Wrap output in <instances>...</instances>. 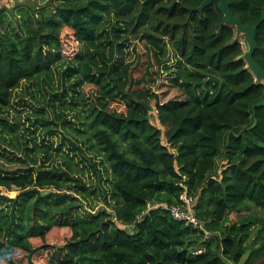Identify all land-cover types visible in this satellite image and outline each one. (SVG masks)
I'll return each mask as SVG.
<instances>
[{
  "label": "trees",
  "instance_id": "obj_1",
  "mask_svg": "<svg viewBox=\"0 0 264 264\" xmlns=\"http://www.w3.org/2000/svg\"><path fill=\"white\" fill-rule=\"evenodd\" d=\"M229 1L245 25L264 15V0ZM203 2L0 8V114H20L0 117V264H264V219L253 215L264 209V106L254 108L264 82L236 28L222 26L218 0L190 12ZM66 29L80 45L73 56ZM135 41L154 61L141 76L140 58L124 60ZM256 42L264 69V22ZM163 73L182 98L158 101ZM184 192L200 228L171 215Z\"/></svg>",
  "mask_w": 264,
  "mask_h": 264
},
{
  "label": "rangeland",
  "instance_id": "obj_2",
  "mask_svg": "<svg viewBox=\"0 0 264 264\" xmlns=\"http://www.w3.org/2000/svg\"><path fill=\"white\" fill-rule=\"evenodd\" d=\"M25 1H29V0H7L6 2L1 1L0 2V8H2L3 6H8V7L12 8V7L16 6L19 2H25ZM73 35L74 34L68 29H66L64 31L63 42H64L65 54L66 55H70V56L75 55L79 51V48H80L79 43L76 42V40L74 39ZM240 38L243 39L242 40V44L244 46L245 51H247L248 47H247V44H246L243 36H241ZM130 46H131L130 49L127 50V54L124 56V60H125L126 63L131 62L132 64H134L135 61L137 60V58H140L141 66L137 70V76H141L145 72V69H146V67L148 65L149 59H150L151 63H154L153 59L150 57V51H149L150 49L144 43H142L141 41H135L132 44H130ZM150 48L152 49L151 46H150ZM174 61L175 60L173 59V61L171 63H169L170 66H175V62ZM155 68L156 67H154L153 70ZM151 70H152V68L150 69V72H151ZM153 70H152V72H153ZM22 87L24 88L25 84H23ZM153 90H154L155 93L158 94V97H159L158 101H160V102H167V101H169L171 99H174V98H177V97L178 98H182L183 97L181 95V92L171 85L170 78H169V75L167 73H163L162 74L161 79L158 81V85L156 87L153 86ZM45 91H47V90L45 89ZM96 91H97V89L93 85H86L84 87V92L88 96L92 97V95L95 94ZM17 94H18V96L14 99L13 102L18 107V110H21V108H24L23 114H22V120L25 119L26 125L30 124V126H31L33 123H35L36 119L32 118V120L29 121L26 117L25 118L23 117L24 114H25L24 112H28V113L32 112L31 107L30 106H28V107H20V106H18L17 105L18 101H21V99L19 98L20 94H19L18 91H17ZM36 97L39 100H42V98H40L38 96V94H36ZM25 101L27 103H30L34 107H38V105H39L30 96H27ZM112 107L117 109V110H119V111L124 110V105L122 103H120V102H114L112 104ZM10 110H11L10 112H3L2 114H0V117H2L4 119H6V118L9 119V122L16 121L19 118L20 114L15 112V110H13L12 108H10ZM153 122L156 125H158L156 118H153ZM39 125H41V124H39ZM39 127H40V130H43L41 128V126H39ZM69 131H70L71 134L75 135V133L73 131H71V130H69ZM57 133H60V131L58 130ZM33 174H34L33 175V182L30 183L31 185H28L29 187H34L35 182L38 180L37 171H33ZM21 190L22 189H20L19 191H21ZM46 192H49V191H46ZM91 203L97 204V206H98L97 208L98 209L100 207L104 206L103 202H97V201L96 202H92L91 201ZM253 215L259 217L260 219H264V209L253 208ZM233 217H237V215L233 214ZM128 229H130V228H128ZM61 233H59V230L54 231V233L51 235L53 237L54 242H58V240L61 238V236L63 234V233L62 234ZM36 242H37L36 243V245H37L38 244V240ZM246 261H248V255H246V257L244 259V264H253L254 263V262H251V261H248L246 263ZM41 263H42V261L40 262V264Z\"/></svg>",
  "mask_w": 264,
  "mask_h": 264
},
{
  "label": "water",
  "instance_id": "obj_3",
  "mask_svg": "<svg viewBox=\"0 0 264 264\" xmlns=\"http://www.w3.org/2000/svg\"><path fill=\"white\" fill-rule=\"evenodd\" d=\"M218 1H219V6H218L219 10L223 14L222 26L235 27L237 38L243 36L248 47V50L244 54V59L247 62V67L255 76L257 82L260 83L264 82V69L254 59V54L257 48L256 33L260 24L264 22V15L256 25H251V24L245 25L243 24L241 18L234 15V13L232 12L231 3L229 0H218ZM212 2L213 0H204L201 6L190 9V12L203 13L204 10L212 4ZM210 79L217 83L220 82V80L214 76H211ZM262 106H264V100L256 104L254 108L262 107Z\"/></svg>",
  "mask_w": 264,
  "mask_h": 264
},
{
  "label": "built area",
  "instance_id": "obj_4",
  "mask_svg": "<svg viewBox=\"0 0 264 264\" xmlns=\"http://www.w3.org/2000/svg\"><path fill=\"white\" fill-rule=\"evenodd\" d=\"M180 200L183 203L182 205H172L169 208L172 217L175 220L183 221L186 225H193L195 228H200L201 223L194 215L192 210V200L188 197L187 192H184L180 196ZM201 252L202 251H199L197 253L200 254Z\"/></svg>",
  "mask_w": 264,
  "mask_h": 264
},
{
  "label": "crops",
  "instance_id": "obj_5",
  "mask_svg": "<svg viewBox=\"0 0 264 264\" xmlns=\"http://www.w3.org/2000/svg\"><path fill=\"white\" fill-rule=\"evenodd\" d=\"M1 1H4V2H5V0H0V2H1Z\"/></svg>",
  "mask_w": 264,
  "mask_h": 264
}]
</instances>
